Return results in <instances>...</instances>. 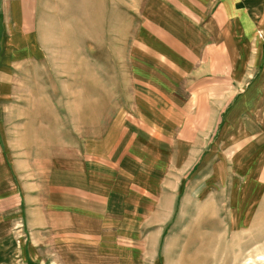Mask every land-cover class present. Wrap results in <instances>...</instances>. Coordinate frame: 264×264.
<instances>
[{
    "label": "crops",
    "instance_id": "crops-1",
    "mask_svg": "<svg viewBox=\"0 0 264 264\" xmlns=\"http://www.w3.org/2000/svg\"><path fill=\"white\" fill-rule=\"evenodd\" d=\"M261 1L148 0L104 87L96 42L0 0V264H170L179 168L212 140L238 203L264 173Z\"/></svg>",
    "mask_w": 264,
    "mask_h": 264
},
{
    "label": "rangeland",
    "instance_id": "rangeland-1",
    "mask_svg": "<svg viewBox=\"0 0 264 264\" xmlns=\"http://www.w3.org/2000/svg\"><path fill=\"white\" fill-rule=\"evenodd\" d=\"M38 1L44 21L49 23L47 32L51 40L65 38L72 42L76 38L97 43V69L103 74L99 76L102 86L107 85L106 74L113 76L127 68L122 62V40L129 36L132 42L137 32L136 12H144L148 0ZM260 33L264 35V30H257L252 39L262 40ZM98 92L100 104L109 103L104 88ZM85 96L82 94L83 99ZM212 141L210 156L196 157L188 170L179 168L181 194L174 217L167 225L168 235L163 238L162 249L168 251L169 244L173 248L166 253L170 264H264V173L259 172L260 179L255 174L252 187L245 190L236 205L230 204L229 197L237 190L233 184L242 185L243 176H236L231 164L224 165L212 153L216 144ZM185 245L194 248L192 260L183 257L179 260Z\"/></svg>",
    "mask_w": 264,
    "mask_h": 264
}]
</instances>
